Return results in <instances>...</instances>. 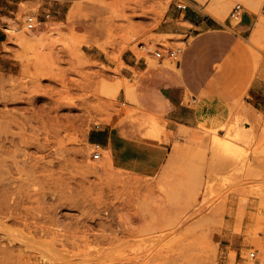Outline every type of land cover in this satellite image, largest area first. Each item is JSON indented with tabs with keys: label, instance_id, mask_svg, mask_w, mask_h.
<instances>
[{
	"label": "rangeland",
	"instance_id": "374dc122",
	"mask_svg": "<svg viewBox=\"0 0 264 264\" xmlns=\"http://www.w3.org/2000/svg\"><path fill=\"white\" fill-rule=\"evenodd\" d=\"M193 9L222 25L175 33ZM161 68L188 69L191 126L141 101ZM0 264H264V0H0Z\"/></svg>",
	"mask_w": 264,
	"mask_h": 264
},
{
	"label": "crops",
	"instance_id": "0c3cea01",
	"mask_svg": "<svg viewBox=\"0 0 264 264\" xmlns=\"http://www.w3.org/2000/svg\"><path fill=\"white\" fill-rule=\"evenodd\" d=\"M194 12H186L182 19L186 22H189L192 26L189 28H180L176 29L175 33H189L195 32L199 29L205 30H216L219 28L222 23L215 17L205 14L198 9H193ZM229 22V21H228ZM256 16L245 10L243 18L241 22L237 25L240 26L241 32H247L251 27L255 25ZM230 24V22H229ZM197 48H191L187 53L188 55H193L195 52L197 53ZM184 74H179L171 69L161 68L158 70H151L149 77H161L162 82H164L161 87L148 89L145 92L146 97L142 96L141 101L145 102L148 105L149 109L155 113H164V117L169 119L170 124H178L184 126H191L193 124V120L196 118V109L189 108V105L185 103V89L184 82H188L191 76L189 75V71L187 68L184 69ZM143 80V79H142ZM164 89V90H162ZM193 111L192 113H189ZM111 129H108V133L105 137L95 136L93 142L101 143L102 145H111L114 151V154L117 155L121 148L119 149L118 143L121 140L120 134L112 135ZM144 148H148L149 146H144ZM153 147L164 148L161 144L154 145ZM116 162L119 166L126 168H137L139 172L149 173L152 172L159 164L160 161L156 162L155 160L149 161V159H145L143 157H129L127 159H122L117 157Z\"/></svg>",
	"mask_w": 264,
	"mask_h": 264
},
{
	"label": "built area",
	"instance_id": "2783aa9c",
	"mask_svg": "<svg viewBox=\"0 0 264 264\" xmlns=\"http://www.w3.org/2000/svg\"><path fill=\"white\" fill-rule=\"evenodd\" d=\"M179 8L181 9H187L189 6L187 3L180 2L177 4ZM245 12L244 6L237 2L232 7L230 13H229V22L230 25H233V22L235 25L239 24L243 18ZM50 14L46 13V18H49ZM43 20L38 15H28L26 18V24L29 29H35L43 24ZM183 52V47L181 45H174V46H167V47H160L157 51H155V57L159 60H164L165 58L170 59H177L179 55ZM95 153V158L101 157V150L103 148L101 143H93ZM251 257L255 256V252H252Z\"/></svg>",
	"mask_w": 264,
	"mask_h": 264
},
{
	"label": "bare ground",
	"instance_id": "6f19581e",
	"mask_svg": "<svg viewBox=\"0 0 264 264\" xmlns=\"http://www.w3.org/2000/svg\"><path fill=\"white\" fill-rule=\"evenodd\" d=\"M250 3V2H249ZM215 16V15H214ZM28 28V27H27ZM6 30L8 31V32H16V28H6ZM28 30H30L29 28H28ZM27 30V31H28ZM33 30V29H32ZM255 30V29H254ZM257 33H258V31H257ZM257 36H260L259 34H257ZM14 37V36H13ZM256 37V36H255ZM256 39H257V37H256ZM244 134V132H240V133H238V135H243Z\"/></svg>",
	"mask_w": 264,
	"mask_h": 264
}]
</instances>
